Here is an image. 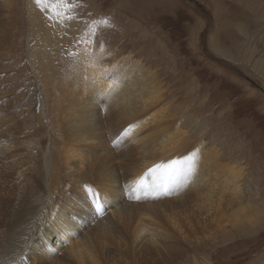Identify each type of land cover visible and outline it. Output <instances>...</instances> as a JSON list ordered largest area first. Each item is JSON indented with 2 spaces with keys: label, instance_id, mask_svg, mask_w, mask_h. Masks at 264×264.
<instances>
[{
  "label": "rangeland",
  "instance_id": "1",
  "mask_svg": "<svg viewBox=\"0 0 264 264\" xmlns=\"http://www.w3.org/2000/svg\"><path fill=\"white\" fill-rule=\"evenodd\" d=\"M15 1L17 6L14 8V13L16 14L12 15L22 19L21 23L19 22L20 25L13 26L11 39L14 40V34H17L20 44L17 47L14 46L13 63L6 62L7 60L0 63V66L4 64L3 70H6L5 73L2 72L3 74L0 72V92H7L8 95L7 98L0 99V112L7 105L5 100L14 99L13 96L21 93L25 94L22 99L24 103L26 102L25 108L31 105L37 110L41 107L40 102H44L43 93L45 92L47 105L51 95L56 94L55 96L59 98L58 95H67L73 87L79 88L77 91L88 98L90 89L81 86L80 83L83 80L92 82L97 77L101 79L104 77L109 82H117L121 77L124 79L123 83L127 85L143 83L148 79L147 87L157 78L159 81L167 82L169 90L165 87L163 96L168 94V98L167 100L162 98L160 102L165 103L162 107L164 110L172 109L173 116L166 123L159 121V145L161 146H159L157 164H169L173 160H182L195 155L196 167L193 175L176 176L183 180L190 179L187 183L190 190L201 174L197 167L202 159L200 146H204L203 152H210L207 156L208 164L210 171L213 172H210L209 176L204 175V179L211 178L210 186L218 181L215 173L218 168V153H220L222 159L220 162L224 168L221 175L222 211L214 213L215 211L211 208L214 205L217 206L219 202V190L210 192L207 200L204 193V198L194 199L191 203L184 204L183 199L189 200L186 199L188 196L186 193V198H182L181 195L176 196L180 203H172L171 200L175 201V193L178 192L175 187L178 180L172 177L167 181V177L159 173L160 183L164 185L159 188V193L168 188L162 195L165 196L169 191L172 195L168 193L166 196L167 202L163 205L165 209L159 212V218L151 214L150 219L159 225V231L165 234L174 233L167 243L179 246L183 252H188L186 249L189 247L191 249L193 246L199 247L201 243L203 250L197 251L196 258L201 260L202 264H264V214H260L257 208L264 206V84L260 79L261 77L264 79V73L261 74L264 68L260 69L257 66V61H264V48H260L262 43L258 40L259 32H255L252 11L246 3L242 4L236 0H70L75 8L67 14L74 19L58 20L53 16L51 9L45 11L36 4V0ZM249 1L252 3V0ZM199 5H202L205 10H200ZM219 11L231 20L232 28L223 26L220 22L217 29L216 13L219 17ZM38 14L46 15L51 25L53 20L60 23V29L55 37L61 40L59 43L62 46L60 47L58 43L56 47H60L61 57L68 61L54 63L55 69L62 66L61 75L56 74L54 78L52 75L50 77L46 75L49 73L48 68L45 72L41 67L40 53H35V56L31 53L34 48L36 52L40 44L43 48L45 47L44 42L39 43L32 29V19H35ZM223 27L224 33L220 35V41L217 43V34ZM90 28L96 35L100 29L103 34L112 33L114 40L119 43L118 47L114 48V54L110 56L103 54L102 47L108 48V41L105 44L98 40L99 47L95 37L91 47L88 44L79 43L81 37ZM21 32H28L26 34L28 36H21ZM213 33V39H211ZM51 47V45L48 46V51L52 50ZM224 48L226 52L223 51ZM251 50H254V53ZM95 51L99 52V60L88 59L87 61L86 59L75 62L79 56L88 58L92 54L95 57L94 53H91ZM250 52L252 55L249 54ZM259 56L262 58L258 60ZM26 62L30 70L24 74H30L29 82L24 80L22 69L16 72L22 77L14 78V82H11V74L15 66L23 67ZM9 65H14V67L11 66L12 71H8ZM130 65L135 66L136 73L125 75L124 72ZM69 66L70 68L72 66L73 71L71 70L72 74H69L68 83L60 86L59 79L66 76ZM87 66L100 70L103 74H93V70ZM75 67L78 68L75 69ZM257 70L259 71L256 72ZM71 78L75 82L71 81ZM9 79L10 82H8ZM48 84L53 86L54 91L49 89ZM175 86L176 89L178 88L175 91V94L179 95L178 98H174V93H170ZM66 89L68 92L65 91ZM98 93V91L95 92V94ZM103 97L105 95H102L100 99ZM27 101H30V105H27ZM13 103H16V99ZM192 108L196 114L188 116ZM168 136L175 139L170 142L167 138L164 147L162 140ZM43 140V150L46 151L51 144V138L46 135ZM151 162L156 163L155 160ZM193 177L197 178L193 179ZM207 186H204L202 191H208ZM208 207L211 209L206 212ZM143 219L145 220L144 216ZM201 224L203 225L195 236L190 235L186 238L188 242L181 244L182 238L178 239L179 233L174 226L188 230L191 226ZM206 224L210 233L206 229ZM221 225L223 228L218 230ZM87 226L93 227V224H84L83 231ZM110 231L115 232L111 229ZM203 238H212V244L203 243L206 242ZM107 247L111 249L108 244ZM113 256L111 252V255L108 254L111 258L107 257L111 264L115 261L122 264L121 259L116 260L117 258L114 259L115 256L114 258ZM169 257L165 254L161 255L159 263L189 264L193 258H184V261H180Z\"/></svg>",
  "mask_w": 264,
  "mask_h": 264
},
{
  "label": "bare ground",
  "instance_id": "2",
  "mask_svg": "<svg viewBox=\"0 0 264 264\" xmlns=\"http://www.w3.org/2000/svg\"><path fill=\"white\" fill-rule=\"evenodd\" d=\"M236 1L246 3L252 11L255 32H259L258 40L262 43L260 48H264V0H252V3L249 0ZM15 2V0H0V63L6 60L13 63L14 46L20 44L17 34H14V40L11 39L13 26L21 23L22 19L13 17L16 14ZM216 16L217 29L220 22L223 26L232 28L231 20L223 13L219 11L220 19L217 13ZM32 29L39 43L44 42L45 47L40 44L36 52L34 48V52L31 53L34 56L35 53H40V65L45 72L46 68L49 69V73L46 74L48 77L61 75L62 66L60 65L57 70L54 63L68 60L61 57L62 45L59 43L61 40L55 37L60 29V23L53 20L51 25L46 15L38 14L32 19ZM27 33L21 32V36ZM223 33L224 27L217 34V43ZM213 35L214 33L211 39ZM94 37L98 38L99 42L105 44L109 42L108 48L102 47L104 55L114 54V48L118 47L119 43L114 40L112 33L103 34L100 29ZM58 43L60 47H56ZM49 45L52 46L51 51H48ZM252 52L254 53V50ZM91 53H94L95 57L92 54L88 58L79 56L75 62L86 59L99 60L98 51ZM249 54L252 55L251 52ZM262 57L259 56L258 60ZM3 65L0 66L1 73L6 71L3 70ZM11 66L14 67V65L7 66L8 71H12ZM257 66L263 69L264 61H257ZM89 69L93 70V74H103L95 68ZM13 70L11 82L22 75L24 80L29 82L30 74H24L30 70L27 62L23 67L15 66ZM18 70H21L22 75L16 73ZM71 70L72 66L71 68L69 66L66 76L59 77L60 86L68 83L69 74L73 71ZM133 73H136V68L131 65L124 72L125 75ZM260 79L264 84V79L262 77ZM122 80L124 79L121 77L117 82L106 81L104 77L102 79L97 77L92 82L83 80L80 84L90 89L91 96L88 93L89 97H84L80 91H77L79 88L73 87L67 95H58L59 98L55 96L56 94L51 95L52 103L49 101L48 105L44 91V102H40L41 107L38 110L31 107L30 101H27V105L30 106L25 108L26 102L22 101L25 97L24 93L13 96L16 105L13 103L14 99L5 100L7 104L6 107L4 106L5 111L0 112V264H111L110 260H107L111 252L115 256L114 259H121L122 264H160L159 257L163 254L180 261L193 257L189 264H202L201 260L196 258L197 251L203 250L201 243L199 247L193 246L192 249L189 247L186 249L188 252H183L179 246L167 243L174 233L172 235L159 231V225L150 219L151 214L159 218V212L165 209L163 205H166V196L168 193L172 195V192L168 190L169 192L164 196L162 194L168 188L160 193L159 188L133 190L134 183L159 162V146H161L159 121L166 123L173 116L172 109L164 110L162 107L165 103L160 102L162 98L166 100L168 98V94L163 96L164 88L169 90L167 82L159 81L157 78L147 87L148 79L143 83L130 85L124 84ZM71 81L75 82L72 78ZM42 82L45 83L43 80ZM48 86L54 91L53 86L49 84ZM177 89L175 86L170 91L174 93V98L179 97L175 94ZM65 91L68 92L67 89ZM96 91L99 93L95 94ZM0 93V99L8 97L7 92ZM102 95L105 97L100 99ZM191 114L193 116L196 114L193 108L187 115ZM46 135L50 136L51 144L44 151L43 139ZM167 138L170 142L175 139L170 136L164 138L162 140L164 147ZM177 148L179 150V147ZM203 149L204 146L201 145L202 159L197 166L201 174L197 183H194L189 190L187 183L190 179L174 177L173 179L178 180L175 185L178 192L175 193V201L171 198V202L180 203L176 196L181 195L182 198H186V193L188 194L186 199L189 200L181 199L184 204L204 198V193L207 200L210 192L219 190L218 207L216 205L211 207L214 213H218L222 211L221 175L224 168L218 153V168L216 167L215 173L218 181L210 186L211 178L204 179L213 172L210 171L208 164L207 156L210 152L205 153ZM152 160L156 163L151 162ZM205 169L208 171L204 172ZM157 175L160 176L159 173ZM148 179L150 181L151 177ZM169 180L167 177V181ZM204 186H207L208 191H202ZM93 193L96 194L95 199L105 206L100 216L93 210L89 198L93 197ZM211 208L208 207L205 211L209 212ZM257 208L260 214H264V206ZM223 217L226 218L224 215ZM84 224H93V227L87 226L83 231ZM202 225H190L191 229L188 230L174 226L179 233L178 239L182 238L181 244H186L188 242L186 238L190 235L195 236ZM221 228L222 225L218 230ZM110 229L115 232H111ZM206 229L210 233L207 224ZM203 239L206 241L203 243L212 244V238ZM152 259L158 260L152 261ZM115 262L112 264H119Z\"/></svg>",
  "mask_w": 264,
  "mask_h": 264
},
{
  "label": "snow or ice",
  "instance_id": "3",
  "mask_svg": "<svg viewBox=\"0 0 264 264\" xmlns=\"http://www.w3.org/2000/svg\"><path fill=\"white\" fill-rule=\"evenodd\" d=\"M36 4L39 5L45 11L51 9L53 16L57 19H74V17L67 14L69 11L74 10L75 8V5L70 3V0H36ZM102 23H107V21H102ZM95 35V31L90 28L89 31L81 37L79 43L88 44L89 47H91L93 37ZM96 43L97 47H99L98 38ZM100 66L102 67V65ZM195 167V155H190L182 160H173L169 164H157L149 168L145 176L139 178L134 183L133 190H156L164 186L160 183V176L157 175L158 173H161L162 175L167 176L169 179H171L172 177L180 175L192 174L195 171ZM149 177H151L150 181L148 179ZM95 196L96 194L93 193V203L95 205V210L97 212H103L105 206L101 204L98 200H96Z\"/></svg>",
  "mask_w": 264,
  "mask_h": 264
},
{
  "label": "water",
  "instance_id": "4",
  "mask_svg": "<svg viewBox=\"0 0 264 264\" xmlns=\"http://www.w3.org/2000/svg\"><path fill=\"white\" fill-rule=\"evenodd\" d=\"M199 7H201V6H199Z\"/></svg>",
  "mask_w": 264,
  "mask_h": 264
}]
</instances>
